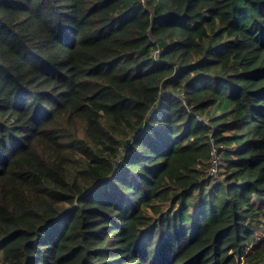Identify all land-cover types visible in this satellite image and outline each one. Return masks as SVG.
I'll use <instances>...</instances> for the list:
<instances>
[{"label": "trees", "instance_id": "obj_1", "mask_svg": "<svg viewBox=\"0 0 264 264\" xmlns=\"http://www.w3.org/2000/svg\"><path fill=\"white\" fill-rule=\"evenodd\" d=\"M0 264H264V0H0Z\"/></svg>", "mask_w": 264, "mask_h": 264}, {"label": "built area", "instance_id": "obj_2", "mask_svg": "<svg viewBox=\"0 0 264 264\" xmlns=\"http://www.w3.org/2000/svg\"><path fill=\"white\" fill-rule=\"evenodd\" d=\"M210 151H211V162L207 170V176L215 179L218 177V168L221 163V158L218 155L217 147L214 144L212 137L210 138Z\"/></svg>", "mask_w": 264, "mask_h": 264}, {"label": "rangeland", "instance_id": "obj_3", "mask_svg": "<svg viewBox=\"0 0 264 264\" xmlns=\"http://www.w3.org/2000/svg\"><path fill=\"white\" fill-rule=\"evenodd\" d=\"M254 200L253 201H255V203L258 205L263 199L262 198H260V197H254L253 198Z\"/></svg>", "mask_w": 264, "mask_h": 264}]
</instances>
